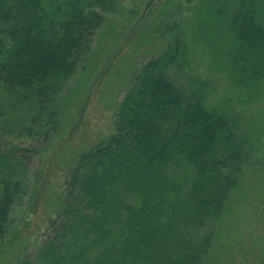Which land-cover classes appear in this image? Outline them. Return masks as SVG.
Masks as SVG:
<instances>
[{
  "label": "trees",
  "instance_id": "1",
  "mask_svg": "<svg viewBox=\"0 0 264 264\" xmlns=\"http://www.w3.org/2000/svg\"><path fill=\"white\" fill-rule=\"evenodd\" d=\"M199 1L200 8L204 5L228 17L233 48L226 56L234 80L248 86L262 83L264 0ZM114 3L0 0V116L9 103L2 99L4 91L10 100L32 104L36 112L29 119L33 123L41 120L40 112L51 109L64 82L90 53L94 35ZM200 24L204 30L208 27L207 21ZM170 30L164 51L133 74L117 107L112 132L77 155L64 182L61 210L49 221V234L34 256H25L18 264H136L141 253L116 249L113 232L106 228L108 212L117 211L111 198L118 199L116 190L132 187L144 206L139 211L155 217L151 215L162 207L152 206L151 196H164L159 194L165 191L161 174L176 156L183 157L193 170L189 195L195 211L187 208L184 220L200 225L215 218L224 206L235 184L232 167L241 154L235 138L238 118L227 99L214 105L205 102L211 89L208 80L190 76L184 88L176 82L171 68L183 69L188 64V44L178 24ZM32 156L28 147L0 153V245L12 226L13 206L28 188L26 173ZM123 206L120 202L116 208ZM163 235L154 229L139 238L138 246L149 248ZM212 236L209 231L197 244L186 240L183 260L167 255L158 243L160 254L154 253L148 257L150 263L143 264H199ZM85 246L86 254L82 253ZM80 252L83 256L77 257ZM258 264H264V255Z\"/></svg>",
  "mask_w": 264,
  "mask_h": 264
},
{
  "label": "rangeland",
  "instance_id": "2",
  "mask_svg": "<svg viewBox=\"0 0 264 264\" xmlns=\"http://www.w3.org/2000/svg\"><path fill=\"white\" fill-rule=\"evenodd\" d=\"M114 2L94 35L90 53L64 82L51 109L40 112L41 120L29 119L36 112L31 103L17 102L12 96L10 100L1 91L3 101L9 103L0 116V153L28 147L33 156L26 173L28 188L13 206L12 226L0 245V264H18L25 256L35 255L50 232L49 221L61 210L64 182L77 155L112 132L117 107L133 74L164 51L175 24L188 44V64L183 69L171 68L176 82L184 88L190 76L208 80L211 89L205 102L214 105L227 99L238 118L235 138L241 154L232 167L235 184L214 219L200 225L184 220L187 208L195 211L189 195L193 170L183 157L176 156L161 174L165 191L159 194L164 196H151L150 204L162 210L151 215L155 217L145 216L139 211L144 208L141 198L132 187L120 188L114 192L118 199L111 198L117 211L108 212L106 228L113 232L116 249L141 253L136 264L150 263L148 257L159 255L158 243L167 255L183 260L186 242L197 244L209 231L213 232L211 246L199 264L260 263L264 255V80L255 86L234 80L226 56L233 48L226 13L218 16L204 5L200 8L199 0ZM202 21L208 22L205 34ZM120 202L124 206L116 208ZM154 229L164 235L152 241L154 246L139 247V238ZM105 243L110 249V241Z\"/></svg>",
  "mask_w": 264,
  "mask_h": 264
}]
</instances>
